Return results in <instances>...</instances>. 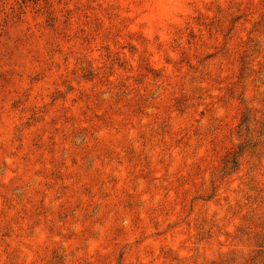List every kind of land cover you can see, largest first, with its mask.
Here are the masks:
<instances>
[{"label": "rangeland", "instance_id": "rangeland-1", "mask_svg": "<svg viewBox=\"0 0 264 264\" xmlns=\"http://www.w3.org/2000/svg\"><path fill=\"white\" fill-rule=\"evenodd\" d=\"M0 264H264V0H0Z\"/></svg>", "mask_w": 264, "mask_h": 264}, {"label": "trees", "instance_id": "trees-1", "mask_svg": "<svg viewBox=\"0 0 264 264\" xmlns=\"http://www.w3.org/2000/svg\"><path fill=\"white\" fill-rule=\"evenodd\" d=\"M246 115H247V113H244V114H243L242 121H243V120L247 121V116H246ZM240 125H241V124H240ZM237 153H238V152H237ZM235 159H236V158H232V159H231V163H232L233 165H235V163H236Z\"/></svg>", "mask_w": 264, "mask_h": 264}]
</instances>
